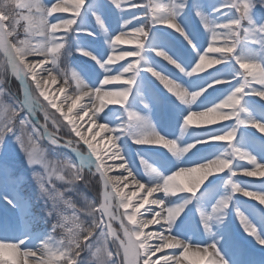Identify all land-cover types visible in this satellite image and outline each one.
Wrapping results in <instances>:
<instances>
[{
	"label": "snow or ice",
	"instance_id": "6c2138e0",
	"mask_svg": "<svg viewBox=\"0 0 264 264\" xmlns=\"http://www.w3.org/2000/svg\"><path fill=\"white\" fill-rule=\"evenodd\" d=\"M261 137L264 0L0 2V264H264Z\"/></svg>",
	"mask_w": 264,
	"mask_h": 264
},
{
	"label": "rangeland",
	"instance_id": "374dc122",
	"mask_svg": "<svg viewBox=\"0 0 264 264\" xmlns=\"http://www.w3.org/2000/svg\"><path fill=\"white\" fill-rule=\"evenodd\" d=\"M2 2V0H0ZM207 2V0H205ZM6 89L11 92H16L17 84L15 81L12 82L11 86H6ZM7 99V97H5ZM41 144L44 149H47L49 154H51V146L48 145L46 141H41ZM66 152V151H65ZM70 155V154H69ZM4 161L0 160V169H3ZM7 165L12 170V175L14 177L23 176V183L19 185V191L22 195L34 198L36 194V184L32 179V170L28 168L24 161L23 155L19 152L18 149H13L10 158L7 161ZM37 171H40L39 167L36 168ZM0 177L4 179L3 172L0 173ZM83 195L91 199L95 195V184L93 183L90 188L84 189L82 186ZM77 202L82 203L79 197H77ZM253 204V202H249ZM44 225L41 224L39 227L35 228L36 231H42Z\"/></svg>",
	"mask_w": 264,
	"mask_h": 264
},
{
	"label": "bare ground",
	"instance_id": "6f19581e",
	"mask_svg": "<svg viewBox=\"0 0 264 264\" xmlns=\"http://www.w3.org/2000/svg\"><path fill=\"white\" fill-rule=\"evenodd\" d=\"M121 47H126V46H121ZM170 67V66H169ZM224 123H229V122H224ZM85 127H86V125H85ZM257 136H260V134L259 133H257ZM261 139H264V137H261ZM2 172V170L0 169V173ZM243 179H245V180H249V179H251V178H243ZM3 182V179L0 177V183H2ZM241 200H247V198H244V197H241L240 198ZM248 203L249 202H253V204H255L256 205V207L257 208H260L261 206L257 203V202H255V201H247ZM6 209H4L3 208V205H2V201H0V217H2L3 215H4V212L3 211H5ZM8 216L10 217V218H12L13 216H14V214L13 213H11V212H9L8 213ZM237 224H238V221H237Z\"/></svg>",
	"mask_w": 264,
	"mask_h": 264
}]
</instances>
